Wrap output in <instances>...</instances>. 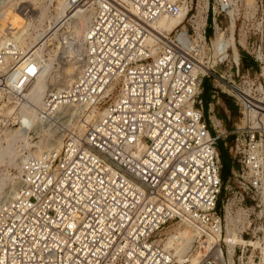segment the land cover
Here are the masks:
<instances>
[{
  "label": "built area",
  "instance_id": "1",
  "mask_svg": "<svg viewBox=\"0 0 264 264\" xmlns=\"http://www.w3.org/2000/svg\"><path fill=\"white\" fill-rule=\"evenodd\" d=\"M200 1L67 0L70 10L93 5L81 40L73 10L55 25L60 55L80 70L45 90L33 114L27 91L47 52L1 28L0 0V139L20 125L63 131L59 148L20 155L12 193L0 198V264H188L177 260L176 226L193 231L198 264H264V0L254 14L245 0H207L197 27ZM179 11L172 29L157 26ZM205 77L239 112L230 145L238 166L225 180L224 131L212 132L205 117ZM232 199L229 213L247 212V242L229 251L222 235Z\"/></svg>",
  "mask_w": 264,
  "mask_h": 264
},
{
  "label": "bare ground",
  "instance_id": "2",
  "mask_svg": "<svg viewBox=\"0 0 264 264\" xmlns=\"http://www.w3.org/2000/svg\"><path fill=\"white\" fill-rule=\"evenodd\" d=\"M11 1V0H10ZM9 0H5L1 9V28L9 26V30L13 34V38L19 45L25 49H30L34 46L37 47L39 53H44L47 42L51 43L49 51H47V59L43 69L37 74L36 79L31 84L27 91V95L31 100L29 106L30 112L35 113L36 107L41 103L45 90H49L52 87L58 89L67 86L79 73L80 66L72 58H62L60 55V40L58 27L61 18L68 14L70 8H68L67 0H48L47 4L39 6V11L34 16L23 15L19 8L15 7V3H10ZM20 2V1H19ZM23 2V0H22ZM34 2V0H33ZM8 5V6H7ZM73 10V18L71 19V25L74 30L76 39L81 40L89 20L93 13L92 3L88 8H83L78 4ZM207 5V0H201L198 5V13L196 18V26L198 27L204 20L205 16L202 11ZM54 6L53 8H51ZM35 7V6H34ZM32 7V9L34 8ZM36 8V7H35ZM246 13H255L256 5L255 0H245ZM183 12L179 11L174 14H168L161 16L157 21L159 28L167 30L172 29L176 24L182 20ZM79 23V24H78ZM230 41L233 45V54L235 57L238 55V49L234 43V22L232 20L231 33L229 34ZM49 45V44H48ZM54 47V49H52ZM264 60V52H263ZM264 72V67H263ZM94 111V107L84 110L86 118H89ZM101 110L96 111V115H99ZM50 139L53 142H47V144H37V150L29 151L37 153L42 150L43 146L46 148L60 147L62 134L52 133ZM32 143L30 140L29 129L20 126L7 127L3 130L0 139V198L3 196L9 197L12 193L13 185L12 179L14 176L11 173L10 168H18L20 155L24 148H30ZM9 180V181H8ZM231 203H228L227 215H226V230L222 235L223 239L227 242L228 250L231 251L235 243H246L247 239L241 235L242 228L247 223V212L242 208H237L234 213H229ZM183 238L180 246L177 248L178 261H182L185 256L189 260V264L199 263L198 248L194 245V233L186 226L175 227ZM187 228V229H185ZM171 237V235L169 236ZM263 245V244H262ZM195 248V250H194ZM187 252V253H186Z\"/></svg>",
  "mask_w": 264,
  "mask_h": 264
},
{
  "label": "rangeland",
  "instance_id": "3",
  "mask_svg": "<svg viewBox=\"0 0 264 264\" xmlns=\"http://www.w3.org/2000/svg\"><path fill=\"white\" fill-rule=\"evenodd\" d=\"M15 1L17 3H15ZM15 1L11 0L9 4H11L12 2L15 3V7L19 8V10L20 9L23 10L25 8H31L30 16H34L35 15L34 12L37 13L39 11V6H41L42 4L48 3V0H34V2H33V0H23V2H22V0H15ZM55 4H56V1L54 0V5ZM32 7H34V8L32 9ZM53 7L54 6H52L51 8H53ZM208 22H210V20H208ZM205 32H206V35H209L211 32V28L207 27ZM51 46H52L51 43H49V45L45 48L44 51L47 52V51L51 50L50 49ZM52 49H54V47ZM45 56H48V54L45 53ZM243 61H244V64L246 66H251L254 68L256 65L255 62L248 55L243 58ZM263 67H264V65H263ZM203 88H204V92H202L201 97L203 99L204 114H205L207 121L210 124L209 126L212 129L211 131L213 132L214 128L219 130V131H224V134H223L224 136L217 141V146H218L219 150L221 149L227 155V157L223 156V158H222L223 166H222V170H221V177L223 180H225L226 178H228V176H230L231 168H232L233 164L235 167L238 166L236 159L234 158L233 153L230 149V145H232L231 144V142H232L231 138L233 137L232 129L234 127L235 122L238 120L239 112H238V109L236 107L235 102L232 100V98L226 92L222 91L218 87L217 88L212 87L211 80L209 77L204 78ZM213 89H215V96L214 97L211 95L214 92ZM47 132L48 131L42 132L40 130H33L32 132L29 131L30 140L32 141V143H36V144H33L30 146V150H33V151L37 150V144L38 143H40V144L46 143L47 144V142H53L52 139H50L53 136L50 134L47 135ZM61 132H63V131L58 129L57 132H55V133L61 134ZM224 141H226L225 144H224ZM44 149H46V147L43 146L42 150H44ZM16 169L17 168H13V167L10 168L13 176L16 173ZM232 184L235 185V182H233ZM235 188H236V186H235ZM229 194L230 193H229L227 188L222 189L221 197H226ZM234 201H235V199H232L229 203H233ZM237 208H239V207H237ZM236 209L234 210L233 215H235ZM183 228H184V226H183ZM185 229H187V228H185ZM194 250H195V248H194ZM202 264H209V263H202Z\"/></svg>",
  "mask_w": 264,
  "mask_h": 264
},
{
  "label": "trees",
  "instance_id": "4",
  "mask_svg": "<svg viewBox=\"0 0 264 264\" xmlns=\"http://www.w3.org/2000/svg\"><path fill=\"white\" fill-rule=\"evenodd\" d=\"M245 56H246V55H243V56H242V60H243V58H244ZM243 62H244V61H243ZM202 92H204V88H203ZM231 139H233V137H232ZM220 155H221V161H223V160H222L223 156H226V157H227V155H226L221 149H220ZM222 166H223V164H222Z\"/></svg>",
  "mask_w": 264,
  "mask_h": 264
}]
</instances>
